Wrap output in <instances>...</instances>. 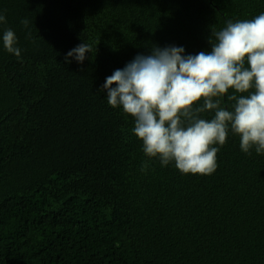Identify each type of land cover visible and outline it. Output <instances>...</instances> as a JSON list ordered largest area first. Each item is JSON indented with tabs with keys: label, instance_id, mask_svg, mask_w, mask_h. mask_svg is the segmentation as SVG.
I'll return each instance as SVG.
<instances>
[{
	"label": "trees",
	"instance_id": "trees-1",
	"mask_svg": "<svg viewBox=\"0 0 264 264\" xmlns=\"http://www.w3.org/2000/svg\"><path fill=\"white\" fill-rule=\"evenodd\" d=\"M262 12L264 0H0V264H264V154L230 132L209 176L158 160L142 171L133 121L103 90L137 55L210 52L213 31ZM83 43V64L66 63Z\"/></svg>",
	"mask_w": 264,
	"mask_h": 264
},
{
	"label": "clouds",
	"instance_id": "clouds-1",
	"mask_svg": "<svg viewBox=\"0 0 264 264\" xmlns=\"http://www.w3.org/2000/svg\"><path fill=\"white\" fill-rule=\"evenodd\" d=\"M21 23L29 25L27 19ZM2 42L9 54L20 57L12 29L4 30ZM209 42L210 52L187 56L183 47H154L106 78L108 105L132 119L133 135L147 157L142 171L158 160L184 175L209 176L230 132L239 137L243 153L264 154V12L228 20ZM92 51L80 44L65 62L74 57L83 64Z\"/></svg>",
	"mask_w": 264,
	"mask_h": 264
}]
</instances>
